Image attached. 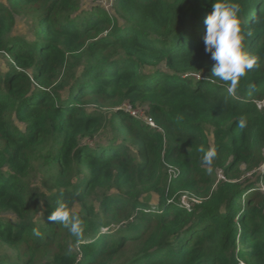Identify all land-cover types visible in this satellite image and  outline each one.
Listing matches in <instances>:
<instances>
[{
    "label": "trees",
    "instance_id": "obj_1",
    "mask_svg": "<svg viewBox=\"0 0 264 264\" xmlns=\"http://www.w3.org/2000/svg\"><path fill=\"white\" fill-rule=\"evenodd\" d=\"M214 2L0 0V264H264V0H235L257 66L232 93Z\"/></svg>",
    "mask_w": 264,
    "mask_h": 264
},
{
    "label": "clouds",
    "instance_id": "obj_2",
    "mask_svg": "<svg viewBox=\"0 0 264 264\" xmlns=\"http://www.w3.org/2000/svg\"><path fill=\"white\" fill-rule=\"evenodd\" d=\"M212 7V13L205 20V51L215 61L212 78L226 82L229 85L227 91L232 93L240 79L257 66V58L245 50V38L251 32L242 26L240 5L235 0H215ZM238 126H246L243 117L239 119ZM198 151L203 154L202 164L207 166V172L211 174L217 150L201 146ZM48 219L67 228L78 240L84 235L83 221L65 202H60ZM34 234L39 236V230L34 229Z\"/></svg>",
    "mask_w": 264,
    "mask_h": 264
},
{
    "label": "built area",
    "instance_id": "obj_3",
    "mask_svg": "<svg viewBox=\"0 0 264 264\" xmlns=\"http://www.w3.org/2000/svg\"><path fill=\"white\" fill-rule=\"evenodd\" d=\"M112 2V0H110V3ZM114 2L111 3V5L108 3L107 0L104 1L102 8L106 9L107 11L111 12V10L114 7ZM127 107H129L127 109ZM125 109L128 113H130L133 117L137 118L138 120L143 121L144 123H146L147 125H149L151 128H158L154 122V120L151 117H148L146 114L145 115H138V113H135V111L139 110V109H133L131 106L127 105L125 106ZM179 174V171L173 167H169V175L171 179H175L177 178ZM221 175V174H220ZM222 178V177H221ZM193 201H196V199H193ZM183 204L187 207H189V202L188 200H186V197L183 198Z\"/></svg>",
    "mask_w": 264,
    "mask_h": 264
},
{
    "label": "rangeland",
    "instance_id": "obj_4",
    "mask_svg": "<svg viewBox=\"0 0 264 264\" xmlns=\"http://www.w3.org/2000/svg\"><path fill=\"white\" fill-rule=\"evenodd\" d=\"M104 1H105V0H83V8H84V9H88V10L91 9V8H96V7H101V8H102ZM107 1H108V3L111 5V3H113L114 0H112L111 3H110V0H107ZM114 5H115V2H114ZM19 27H20L19 31H22V29H23V25H22V23L19 25ZM4 63H5V62H4ZM4 63H3L2 60L0 61V68L4 67L5 65L7 66V63H6V64H4ZM128 108H129V107H127V109H128ZM146 112H147V111H146L145 108H139V110L135 111V113H138V115H145ZM209 139H210V141L213 143V136H212L211 133H209ZM262 169H263V167L260 168V169L257 171V173H258L260 170H262ZM252 174H253V173H248V174L244 175L241 179L249 178V177L251 178V177H252ZM157 197H158V196L153 197L152 202L157 203V202H158V198H157ZM186 200H189V198L186 197Z\"/></svg>",
    "mask_w": 264,
    "mask_h": 264
}]
</instances>
